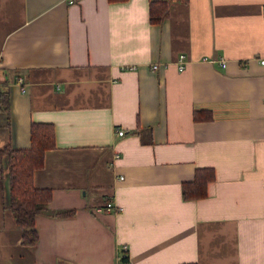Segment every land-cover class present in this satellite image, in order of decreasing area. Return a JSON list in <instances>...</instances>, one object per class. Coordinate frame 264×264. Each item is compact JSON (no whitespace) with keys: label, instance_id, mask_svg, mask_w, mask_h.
<instances>
[{"label":"crops","instance_id":"1","mask_svg":"<svg viewBox=\"0 0 264 264\" xmlns=\"http://www.w3.org/2000/svg\"><path fill=\"white\" fill-rule=\"evenodd\" d=\"M152 1L0 0V149L33 122L56 142L34 245L0 153V264H264V0H155L159 22Z\"/></svg>","mask_w":264,"mask_h":264},{"label":"trees","instance_id":"2","mask_svg":"<svg viewBox=\"0 0 264 264\" xmlns=\"http://www.w3.org/2000/svg\"><path fill=\"white\" fill-rule=\"evenodd\" d=\"M188 1V0H184ZM157 4H162L156 9ZM169 12V4L163 1L151 2V20L161 21ZM1 88V87H0ZM0 107H9V93L1 88ZM201 115H196L199 119ZM55 130L51 123L33 122L31 125V146L28 148H13L6 145L0 149L5 159L7 175L10 181L8 207L13 213L18 227L23 231L22 242L34 245L38 238L35 227V217L43 212L52 198V190L37 187L34 183L35 170L42 168L45 163V152L55 147ZM213 178L212 168L199 169L195 179L183 183L184 198L201 197L206 193L207 184ZM126 264L128 256L120 258Z\"/></svg>","mask_w":264,"mask_h":264},{"label":"built area","instance_id":"3","mask_svg":"<svg viewBox=\"0 0 264 264\" xmlns=\"http://www.w3.org/2000/svg\"><path fill=\"white\" fill-rule=\"evenodd\" d=\"M209 60L211 62H219L221 64L222 67H225L227 65V61L225 58H222V59H216V58H209ZM261 63L264 64V58L261 59ZM186 64H187V56L185 53H181L178 57V60H177V66L180 70L184 69L186 67ZM160 65L158 63H154L152 64V68L153 69H156L158 68ZM129 68H135V66H129ZM18 81L20 83H23L24 82V78L22 76H18ZM0 92H1V88H0ZM117 134L119 135H124L125 134V130L124 128H119L117 129ZM118 209V210H121L122 207L120 206H117L115 205L112 201H108L106 203V205L104 206V209L106 210H112V209ZM127 255V253H124V254H121V258L125 257Z\"/></svg>","mask_w":264,"mask_h":264}]
</instances>
